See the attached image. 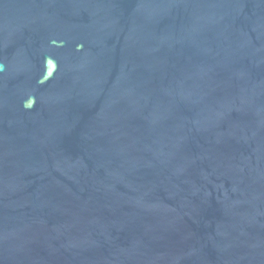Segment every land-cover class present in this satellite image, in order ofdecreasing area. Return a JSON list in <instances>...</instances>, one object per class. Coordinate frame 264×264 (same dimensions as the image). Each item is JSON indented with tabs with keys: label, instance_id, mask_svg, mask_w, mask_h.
I'll use <instances>...</instances> for the list:
<instances>
[{
	"label": "water",
	"instance_id": "95a60500",
	"mask_svg": "<svg viewBox=\"0 0 264 264\" xmlns=\"http://www.w3.org/2000/svg\"><path fill=\"white\" fill-rule=\"evenodd\" d=\"M0 264H264V0H0Z\"/></svg>",
	"mask_w": 264,
	"mask_h": 264
}]
</instances>
